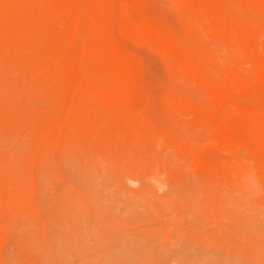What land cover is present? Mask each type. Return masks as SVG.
I'll use <instances>...</instances> for the list:
<instances>
[{
    "label": "rangeland",
    "instance_id": "374dc122",
    "mask_svg": "<svg viewBox=\"0 0 264 264\" xmlns=\"http://www.w3.org/2000/svg\"><path fill=\"white\" fill-rule=\"evenodd\" d=\"M260 69L264 0H0V264H264Z\"/></svg>",
    "mask_w": 264,
    "mask_h": 264
},
{
    "label": "bare ground",
    "instance_id": "6f19581e",
    "mask_svg": "<svg viewBox=\"0 0 264 264\" xmlns=\"http://www.w3.org/2000/svg\"><path fill=\"white\" fill-rule=\"evenodd\" d=\"M80 9H81V7H80ZM75 29V28H74ZM148 31H149V29H148ZM75 32V31H74ZM76 36V35H75ZM77 38V37H76ZM82 42V41H81ZM17 45V44H16ZM62 57V56H61ZM87 57V56H86ZM82 59V58H81ZM58 62V61H57ZM80 62V61H79ZM58 64V63H57ZM81 65V64H80ZM260 70H264V69H260ZM260 70L258 71V73H261L260 72ZM40 75V74H39ZM259 75V74H258ZM260 76H263L264 77V73H261V75ZM235 78V77H234ZM239 78V77H238ZM93 81L95 80V79H92ZM241 81V82H240ZM243 79H238V81L236 80V82H238L237 84H239V86L241 85L242 87H245L246 88V83L243 81ZM81 82H82V80H81ZM236 82H233V83H236ZM93 83V82H92ZM98 83V82H97ZM128 83V82H127ZM242 83V84H241ZM81 84V83H80ZM78 85V84H77ZM248 86V85H247ZM78 87V86H77ZM137 88V87H136ZM225 88V87H224ZM248 88V87H247ZM79 89V88H78ZM77 89V90H78ZM213 89V92H214V94H218L219 96L218 97H222L223 95H224V92L223 91H221V89L220 88H218V87H213L212 88ZM239 89V88H238ZM137 90V89H136ZM237 91V90H236ZM223 92V93H222ZM220 95H222V96H220ZM214 98V97H213ZM72 99H73V97H72ZM72 103V102H71ZM218 127L220 128L219 130H222V129H224L225 128V126H224V124H223V122L222 121H217V123H216V128L218 129ZM208 136V135H207ZM213 138V137H212ZM213 141H216V139L214 138L213 139ZM210 142V141H209ZM191 156V155H190ZM193 156V155H192ZM190 159H193V157L192 158H190ZM198 161L196 158L194 159V161ZM191 161V160H190ZM194 161H193V163H194ZM192 163V162H191ZM249 181H250V179H249Z\"/></svg>",
    "mask_w": 264,
    "mask_h": 264
}]
</instances>
